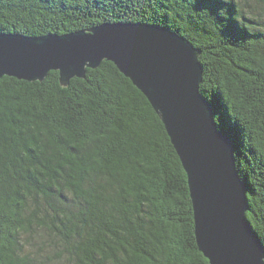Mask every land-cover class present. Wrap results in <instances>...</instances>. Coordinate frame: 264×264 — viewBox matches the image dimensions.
<instances>
[{
	"label": "trees",
	"instance_id": "trees-1",
	"mask_svg": "<svg viewBox=\"0 0 264 264\" xmlns=\"http://www.w3.org/2000/svg\"><path fill=\"white\" fill-rule=\"evenodd\" d=\"M166 27L201 51L200 93L235 144L264 245V0H0V32ZM0 264H210L159 115L104 61L60 84L0 79Z\"/></svg>",
	"mask_w": 264,
	"mask_h": 264
},
{
	"label": "water",
	"instance_id": "water-1",
	"mask_svg": "<svg viewBox=\"0 0 264 264\" xmlns=\"http://www.w3.org/2000/svg\"><path fill=\"white\" fill-rule=\"evenodd\" d=\"M201 51L155 24H102L89 31L41 37L0 32V79L43 82L52 71L68 87L88 69L112 62L162 120L188 177L195 238L210 264H264V245L246 214L247 185L235 144L220 132L200 93Z\"/></svg>",
	"mask_w": 264,
	"mask_h": 264
}]
</instances>
